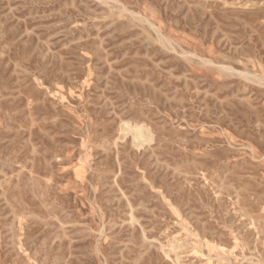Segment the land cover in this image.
<instances>
[{
  "label": "rangeland",
  "instance_id": "obj_1",
  "mask_svg": "<svg viewBox=\"0 0 264 264\" xmlns=\"http://www.w3.org/2000/svg\"><path fill=\"white\" fill-rule=\"evenodd\" d=\"M0 264H264V0H0Z\"/></svg>",
  "mask_w": 264,
  "mask_h": 264
}]
</instances>
